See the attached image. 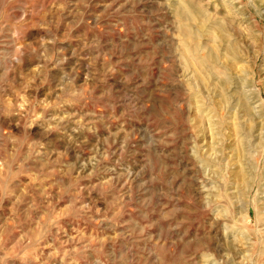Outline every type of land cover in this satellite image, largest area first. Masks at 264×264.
<instances>
[{"label":"rangeland","instance_id":"rangeland-1","mask_svg":"<svg viewBox=\"0 0 264 264\" xmlns=\"http://www.w3.org/2000/svg\"><path fill=\"white\" fill-rule=\"evenodd\" d=\"M0 264H264V0H0Z\"/></svg>","mask_w":264,"mask_h":264},{"label":"bare ground","instance_id":"bare-ground-1","mask_svg":"<svg viewBox=\"0 0 264 264\" xmlns=\"http://www.w3.org/2000/svg\"><path fill=\"white\" fill-rule=\"evenodd\" d=\"M186 7V6H185ZM184 9V8H183ZM190 9V8H189ZM185 12V11H184ZM182 14V13H181ZM204 18V17H203Z\"/></svg>","mask_w":264,"mask_h":264}]
</instances>
